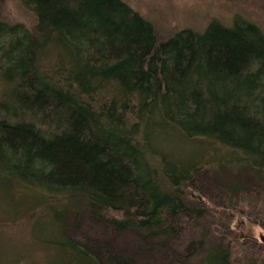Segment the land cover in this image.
Here are the masks:
<instances>
[{"label": "trees", "instance_id": "1", "mask_svg": "<svg viewBox=\"0 0 264 264\" xmlns=\"http://www.w3.org/2000/svg\"><path fill=\"white\" fill-rule=\"evenodd\" d=\"M23 1L33 30L0 19L11 84L0 170L6 185L42 189L52 205V264H133L69 239L67 213L107 219L159 248L178 241V216L196 223L208 213L192 186L199 170L246 168L264 184L260 24L234 13L161 37L124 0ZM169 136L200 147L177 155ZM199 243V264H232L228 247Z\"/></svg>", "mask_w": 264, "mask_h": 264}, {"label": "rangeland", "instance_id": "2", "mask_svg": "<svg viewBox=\"0 0 264 264\" xmlns=\"http://www.w3.org/2000/svg\"><path fill=\"white\" fill-rule=\"evenodd\" d=\"M124 1L151 20L161 37L183 27L201 29L211 19L228 20L234 13L264 28V0ZM0 19L22 23L31 30L36 24L35 14L23 0H0ZM10 89L0 70V105L9 103ZM170 137L163 143L168 149L178 148L177 155L199 146L196 139ZM5 176L0 170V264H52L58 256L49 257L55 248L46 241L53 228L52 205L42 202V189L13 180L12 185H6ZM192 186L209 211L196 223L178 216L174 223H181L182 228L176 243L149 248L135 233L118 230L107 219H93L87 213H67L65 234L104 258L122 255L133 264H199L203 252L199 241L206 236L230 249L232 264H264V184L246 168H203Z\"/></svg>", "mask_w": 264, "mask_h": 264}]
</instances>
